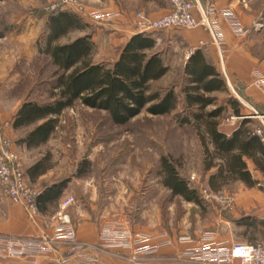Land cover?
<instances>
[{"label":"rangeland","instance_id":"obj_1","mask_svg":"<svg viewBox=\"0 0 264 264\" xmlns=\"http://www.w3.org/2000/svg\"><path fill=\"white\" fill-rule=\"evenodd\" d=\"M67 1L71 4H65L63 0H0L1 113L10 115L28 99L38 102L48 99L55 68L48 56L39 54L37 48L46 29L47 14L52 11L51 6L58 8L55 10L62 6L72 10L89 24L83 31L71 30L56 42L66 43L82 36L85 31L91 33L95 41L93 60H112L117 54L121 44L114 41V37L120 34H114L112 40L104 39L106 27H111L116 19L96 22L90 17L91 13L103 11L101 8L113 0ZM238 10L247 19V32L242 35L244 54L252 61L253 67L264 69V0H246L243 4L241 0ZM155 33L162 41L169 71L154 85L168 87L180 81L185 50L181 43H167L168 32L165 29H157ZM222 76L227 90L212 93L217 101L205 110L218 105L225 107L216 120L219 127L231 130L241 119L231 120L234 113L227 100L235 97L240 101L235 93H239V88L231 78L227 81L223 72ZM261 110L249 99L241 103V114L248 115L251 120L248 126L254 130L261 127L256 117ZM174 112L157 116L142 110L126 124L114 125L106 112L83 107L77 102L61 113L59 126L50 141L28 157L47 155L45 160L50 166L51 177L58 180L68 178L71 203L99 220V228L109 220L123 222L131 230L145 233L165 231L172 238L187 235L195 239L211 233L215 238L264 244V227L245 228L234 222L242 216L263 217L264 199L251 195V203L247 207L238 205L235 196L241 190L249 189L238 181L218 192L210 190L206 179L211 169L203 170V148L197 130L189 124L180 125ZM161 155L169 157L176 171L198 191L202 200L200 205L178 195L173 196L162 185L159 172ZM22 167L24 171L25 165ZM261 184L260 188H254L264 198V180ZM204 189L222 193L225 200L204 197ZM100 256L101 264H126L127 261V255L114 250L100 252ZM165 257L158 252L138 259L142 264H160Z\"/></svg>","mask_w":264,"mask_h":264},{"label":"trees","instance_id":"obj_2","mask_svg":"<svg viewBox=\"0 0 264 264\" xmlns=\"http://www.w3.org/2000/svg\"><path fill=\"white\" fill-rule=\"evenodd\" d=\"M88 27V22L72 10H55L47 14L46 29L37 50L51 60L55 68L54 79L49 84L48 99L43 102L28 99L15 110L13 129L34 124L16 139L17 143L28 148L43 145L58 128L61 113L77 102L83 107L106 112L114 125L126 124L142 110L157 116L175 111L180 125L189 124L197 130L203 148V170L214 169L206 179L210 190L218 192L237 180L247 186L255 185L257 181L247 169L246 159H252L255 169L264 173V142L248 126L249 118L242 119L227 134L216 120L225 107L218 105L205 110L217 101L211 94L226 92L227 85L222 70L202 47L188 53L179 82L157 87L154 83L167 74L169 65L164 50L158 47L155 32L130 35L112 60H93L96 45L91 33L66 43L56 42L71 30L83 31ZM227 102L234 115H241V102L237 98L230 97ZM46 156L31 165L26 173L33 176L45 171L48 166ZM159 172L162 185L173 196L198 205L202 203L198 191L176 171L169 157L160 156ZM67 183L68 178H63L46 186L37 193L35 204L40 199L43 203L57 199ZM234 222L245 228L264 227V218L252 215L236 218Z\"/></svg>","mask_w":264,"mask_h":264},{"label":"built area","instance_id":"obj_3","mask_svg":"<svg viewBox=\"0 0 264 264\" xmlns=\"http://www.w3.org/2000/svg\"><path fill=\"white\" fill-rule=\"evenodd\" d=\"M63 1L65 4H71L67 0ZM169 5L168 11L156 18L143 11L134 12L133 28L137 32H142L204 26L217 46L221 64H223L226 49L218 18H223L236 35L242 36L247 32V28L239 22L236 13L230 7L221 9L213 5L198 7L193 0H169ZM196 6L198 15L193 12ZM55 9L58 8L51 6L52 11ZM59 9L66 10L63 6ZM120 16L119 11H98L90 14L91 19L96 22H110ZM192 50L189 49V52ZM251 83L264 93V71L254 69ZM247 116L244 114L231 115V120H242ZM256 117L261 120V127L255 129L254 132L261 136L264 142V121L262 119L264 115L257 114ZM0 190L12 203L22 205L28 218L37 214V204H35L37 191L26 183L22 163L16 151L11 147L10 140L2 136H0ZM203 194L204 197H211L218 201L225 200V196L220 192L213 193L204 189ZM72 201V197L60 201L56 217L57 225L54 228L55 234L46 240L0 234V258L47 254L53 250L54 243L64 241L69 244L68 252L61 257L53 258L49 264H98L100 252L119 249L128 253L126 264H142L138 259L139 256L148 257V255L157 254L163 247L178 242L187 245L175 256L189 264H264V244L262 243L216 240L211 233L195 239L187 235L172 238L165 231L145 233L131 230L125 223L119 221H104L99 228L97 243L83 242L77 239L71 219L66 212Z\"/></svg>","mask_w":264,"mask_h":264},{"label":"crops","instance_id":"obj_4","mask_svg":"<svg viewBox=\"0 0 264 264\" xmlns=\"http://www.w3.org/2000/svg\"><path fill=\"white\" fill-rule=\"evenodd\" d=\"M195 4L199 6L213 5L217 9L230 7L237 15L239 22L246 26V18L241 16L238 10L239 3L241 0H193ZM246 0H242L245 2ZM193 8L195 15H198L197 8ZM169 0H113L112 2H107L101 9L103 11H119L121 16L114 21L111 27H106V36L104 39L112 40L114 34L119 33L120 35L115 38L114 41L123 45L128 37L137 31L133 28L134 12L143 11L149 16L156 18L162 14H165L169 9ZM218 23L221 26L223 32V38L225 40V56L223 59V64L220 62V56L218 54L217 46L214 44L213 40L207 29L204 26L197 28H186V29H165L167 33V43L172 45V43H181L185 50V60L188 57L189 49L203 48L206 53L213 59L216 63L218 69H221L223 74L225 73L226 80L232 79L234 85L239 88V93H236L237 97L240 98L241 103H246V99L254 102L258 107H260L262 112H264V93L256 89L251 83L252 81V71L254 69L262 68L253 67L252 61L244 54V39L243 36L236 35L231 29L230 25L226 23L223 18H218ZM103 30V29H102ZM155 32V31H152ZM84 33H87L84 31ZM82 33L81 35H84ZM94 41V39H93ZM95 42V41H94ZM158 47L163 49L162 41L157 36ZM116 55L114 56V58ZM103 58H99L100 61ZM184 60V61H185ZM95 61V60H94ZM16 110V109H15ZM14 110V112H15ZM14 112L10 115H5L0 112V136L5 137L10 140L11 147L16 151L20 161L25 165L24 176L26 183L32 187L37 193L43 191V189L59 181L54 177H51L49 170L50 166L45 168V171L38 174H27L26 170L30 168L37 160L44 156H30L31 153L40 149L45 143L49 142L51 137L43 144L38 147H27L22 143H17L16 139L22 136L25 131L29 130L34 126V124L29 125L26 128H12V116ZM264 115V114H263ZM264 121V118H262ZM259 122L261 120L259 119ZM226 130L221 128L227 134H230L233 129ZM26 129V130H25ZM247 169L250 170L252 177L257 181L255 185L249 186V189L241 190V192L235 196L236 203L242 207L248 206L251 203L249 196L255 195L257 198L261 197V192L254 187L260 188L261 182L264 180V173L255 169V165L252 159H246ZM211 172L214 169L210 170ZM210 172V173H211ZM209 173V174H210ZM238 182H241L237 180ZM235 182V181H233ZM243 183V182H241ZM253 190V191H252ZM67 197H72L68 189V183L64 188L63 193L52 202H37V214L34 217L28 218L24 212L22 205L12 203L0 190V234H7L11 236H22L27 238L44 239L54 236V228L57 225V214L59 212L60 201ZM264 203V200L262 201ZM66 212L71 219L72 225L76 232L77 239L87 243H96L99 237V220H96L90 214L83 213L79 206L75 203L70 204ZM261 219L264 218L260 217ZM216 240L227 239L220 237L215 238ZM187 244L184 243H173V245L163 247L159 252L164 254L166 257L160 264H189L185 261L175 258V254L181 251ZM53 250L47 252V254L36 255L32 257H18V258H0V264H49L50 260L53 258L61 257L69 250V244L60 241L53 244ZM116 253H122L127 255L125 250H114ZM102 256H100V259ZM104 258V257H103ZM100 262L99 264H101Z\"/></svg>","mask_w":264,"mask_h":264}]
</instances>
